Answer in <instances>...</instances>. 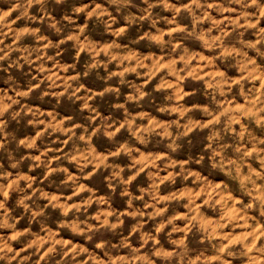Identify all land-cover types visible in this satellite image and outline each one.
Instances as JSON below:
<instances>
[{
    "label": "clouds",
    "instance_id": "clouds-1",
    "mask_svg": "<svg viewBox=\"0 0 264 264\" xmlns=\"http://www.w3.org/2000/svg\"><path fill=\"white\" fill-rule=\"evenodd\" d=\"M0 264H264V0H0Z\"/></svg>",
    "mask_w": 264,
    "mask_h": 264
}]
</instances>
